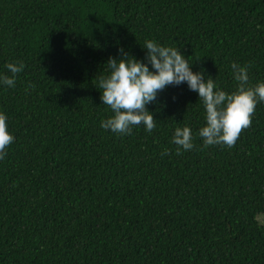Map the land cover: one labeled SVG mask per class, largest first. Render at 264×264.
Listing matches in <instances>:
<instances>
[{
	"label": "trees",
	"instance_id": "1",
	"mask_svg": "<svg viewBox=\"0 0 264 264\" xmlns=\"http://www.w3.org/2000/svg\"><path fill=\"white\" fill-rule=\"evenodd\" d=\"M259 25V27H258ZM177 46L226 92L232 61L264 81V0H0V86L14 140L0 159V264H264V102L231 146L203 145L186 84L146 107L156 126L102 129L95 87L117 48ZM187 124L194 147L170 142Z\"/></svg>",
	"mask_w": 264,
	"mask_h": 264
},
{
	"label": "clouds",
	"instance_id": "2",
	"mask_svg": "<svg viewBox=\"0 0 264 264\" xmlns=\"http://www.w3.org/2000/svg\"><path fill=\"white\" fill-rule=\"evenodd\" d=\"M141 48L143 59L118 47L117 57L109 56L104 64V74L98 77L95 87L100 92L101 104L107 105L112 114L100 120L102 129L126 135L133 127L142 126L150 132L156 120L146 106L155 102L158 92L167 86L186 84L203 105L204 124L196 133L201 143L231 147L242 128L249 126L256 104L264 102V81L249 85L247 64L230 63L232 77L238 83L234 91L226 92L203 70L193 71V63L179 47L145 38ZM23 68V62H5L6 71H0V86L15 87L16 76ZM6 120L5 113L0 112V159L14 140ZM177 124L170 138L177 153L193 149L191 128Z\"/></svg>",
	"mask_w": 264,
	"mask_h": 264
},
{
	"label": "rangeland",
	"instance_id": "3",
	"mask_svg": "<svg viewBox=\"0 0 264 264\" xmlns=\"http://www.w3.org/2000/svg\"><path fill=\"white\" fill-rule=\"evenodd\" d=\"M258 220H259V222H260L261 224H264V215H260V216L258 217Z\"/></svg>",
	"mask_w": 264,
	"mask_h": 264
}]
</instances>
